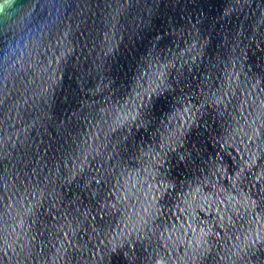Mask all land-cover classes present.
<instances>
[{
	"label": "water",
	"instance_id": "obj_1",
	"mask_svg": "<svg viewBox=\"0 0 264 264\" xmlns=\"http://www.w3.org/2000/svg\"><path fill=\"white\" fill-rule=\"evenodd\" d=\"M0 264H264V0H0Z\"/></svg>",
	"mask_w": 264,
	"mask_h": 264
}]
</instances>
